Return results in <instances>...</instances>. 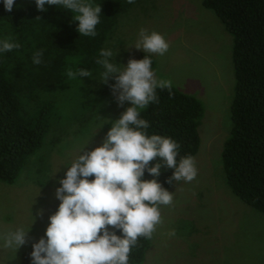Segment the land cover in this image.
<instances>
[{
    "label": "rangeland",
    "instance_id": "rangeland-1",
    "mask_svg": "<svg viewBox=\"0 0 264 264\" xmlns=\"http://www.w3.org/2000/svg\"><path fill=\"white\" fill-rule=\"evenodd\" d=\"M202 1L142 0L119 19L104 45L117 51V63L127 64L144 52L130 46L142 28L161 34L170 47L163 56L151 54L156 76L197 98L204 109L198 122L199 148L192 156L197 175L169 187L173 203L159 206L162 224L138 264H264V214L232 193L221 161L234 94L231 36ZM101 82V73L73 80L60 98L71 116L46 134L28 158L34 162L13 183L0 181V233L31 225L29 242L16 253L0 242V264H21L23 250L44 235L48 217L60 203L54 191L64 177L63 165L70 166L86 142L91 141L87 151L100 145L111 126L105 120L118 119L129 106H118L108 84ZM108 83L115 81L110 77ZM173 229L176 235L169 236Z\"/></svg>",
    "mask_w": 264,
    "mask_h": 264
},
{
    "label": "trees",
    "instance_id": "trees-1",
    "mask_svg": "<svg viewBox=\"0 0 264 264\" xmlns=\"http://www.w3.org/2000/svg\"><path fill=\"white\" fill-rule=\"evenodd\" d=\"M141 1L83 0L102 8L97 35L90 37L76 31L75 13L51 5L38 11L35 0H15L16 6L8 12L0 0V41L12 37L21 45L0 53V181L13 183L22 168L34 162L28 158L46 134L71 116L60 100L61 92L80 77L69 78L67 71L83 67L100 77L103 68L96 63L100 50L108 48L105 42L114 35L119 19ZM202 5L220 20L232 43L231 127L221 151L226 184L239 199L264 214V0H203ZM41 49L42 63L36 65L32 56ZM143 56L154 62L151 54L142 52ZM93 89L98 90L96 85ZM157 95L158 103L140 110L141 118L150 123L148 134L170 137L181 145V157L193 156L200 143L202 103L173 86L157 89ZM171 175V169H161L157 177L167 190L171 185L166 178ZM152 178L147 171L142 177ZM111 230L122 236L119 229ZM32 243L23 250L21 264H31ZM148 244L149 239L139 238L129 264L142 262Z\"/></svg>",
    "mask_w": 264,
    "mask_h": 264
},
{
    "label": "clouds",
    "instance_id": "clouds-1",
    "mask_svg": "<svg viewBox=\"0 0 264 264\" xmlns=\"http://www.w3.org/2000/svg\"><path fill=\"white\" fill-rule=\"evenodd\" d=\"M127 2L132 4L135 0ZM46 5L75 13L72 20L78 22L76 31L80 35H97L96 26L102 15L100 4L35 0L38 11H46ZM15 6V0H4L6 11L11 12ZM130 46L161 56L170 47L161 34L143 28ZM20 47L12 37L0 41V53ZM116 55L117 51L111 49L100 50L96 63L103 68L101 83L108 84L118 106L125 102L129 106L118 119L105 120L104 124L111 126L100 145L87 151L91 141L86 142L70 166L63 165L64 177L59 178L54 191L60 203L48 217L44 235L31 244V264H129V254L139 238L151 239L157 225L162 224L159 206L173 203L172 192L157 179L161 169L172 170V175L166 178L170 185L181 180L191 182L197 175L194 157H181V145L170 137L149 135L150 123L140 115V110L159 102L157 89L170 90L172 82L156 76L149 56L130 58L127 64H121L115 61ZM42 56V49L36 51L32 62L41 64ZM67 76L90 78L91 73L80 67L75 72L68 70ZM110 77L115 83H108ZM152 161L155 163L150 165ZM145 171L153 178L142 179ZM108 226L119 229L122 236ZM30 227L0 233L2 247L16 253L29 242ZM168 235L175 236V230Z\"/></svg>",
    "mask_w": 264,
    "mask_h": 264
}]
</instances>
